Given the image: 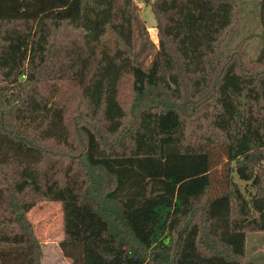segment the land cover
<instances>
[{
  "label": "trees",
  "instance_id": "trees-1",
  "mask_svg": "<svg viewBox=\"0 0 264 264\" xmlns=\"http://www.w3.org/2000/svg\"><path fill=\"white\" fill-rule=\"evenodd\" d=\"M133 1L0 0V264H40L27 214L41 201L61 206L70 264H254L245 246L264 232V0L261 68L247 75L218 53L236 0H153L147 65L155 47ZM124 81L140 100L134 114L119 98ZM203 106L222 141L188 138Z\"/></svg>",
  "mask_w": 264,
  "mask_h": 264
},
{
  "label": "rangeland",
  "instance_id": "rangeland-1",
  "mask_svg": "<svg viewBox=\"0 0 264 264\" xmlns=\"http://www.w3.org/2000/svg\"><path fill=\"white\" fill-rule=\"evenodd\" d=\"M258 1L236 0L234 22L219 44L218 53L222 54V58H230L233 63L238 65L239 71L246 75L253 74L261 68L257 62L262 48ZM152 2L153 0H134L132 2L136 17L144 26L149 42L155 47L152 53H148L144 57L146 65L150 63L152 54L158 46L155 21L150 8ZM119 98L127 113H136L138 108L132 106V104H139L140 100L135 99L128 81H124L121 84ZM188 102L193 101L189 100ZM209 111L210 108L208 106L197 108V112L191 122L192 124L201 123V130L194 131L192 129L193 125L189 126L188 138L190 140L197 139L200 141L201 138L210 137L214 142L222 141V138H219V135L203 119ZM199 135H201V138H199ZM216 153L221 157L222 162L225 163L226 159L220 155L219 149H216ZM216 170L217 173H221L224 170L223 165H219ZM232 176L233 181L243 191L245 184L235 174ZM27 218L33 226L36 238L40 242V264H70L69 260L62 256L59 249V243L64 238L60 204L58 202L41 201L29 211ZM1 220L2 218H0V223H2ZM245 253L247 261L254 264H264V232L247 233Z\"/></svg>",
  "mask_w": 264,
  "mask_h": 264
}]
</instances>
